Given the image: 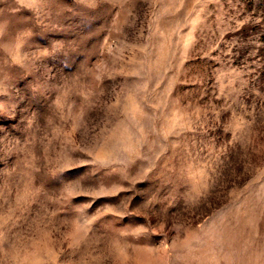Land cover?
<instances>
[{"label": "rangeland", "instance_id": "obj_1", "mask_svg": "<svg viewBox=\"0 0 264 264\" xmlns=\"http://www.w3.org/2000/svg\"><path fill=\"white\" fill-rule=\"evenodd\" d=\"M0 264H264V0H0Z\"/></svg>", "mask_w": 264, "mask_h": 264}]
</instances>
